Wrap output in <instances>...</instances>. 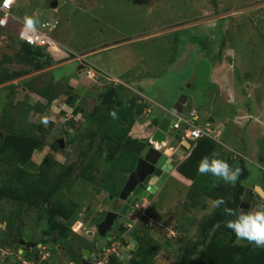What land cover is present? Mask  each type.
I'll return each mask as SVG.
<instances>
[{
    "label": "trees",
    "instance_id": "16d2710c",
    "mask_svg": "<svg viewBox=\"0 0 264 264\" xmlns=\"http://www.w3.org/2000/svg\"><path fill=\"white\" fill-rule=\"evenodd\" d=\"M228 2L222 8L225 12L229 8ZM50 5L54 4L51 2ZM215 8V12L219 13L218 8L216 6ZM231 15L233 14L218 18L230 23L228 28L224 24L221 28L219 27L218 43H215L217 31H213L216 26L211 27L210 23L206 25L210 29L208 31L207 28L200 30L198 27V30L197 27H186L185 22L182 21L178 23L180 28L172 33L176 35L177 44L183 45V49L186 48L185 44H191L190 55L200 56L208 62L218 59L220 62L232 61L231 63L234 64L236 58L231 59L229 55L225 56V46L227 41L233 42L232 32L238 31L240 22H234ZM47 21L52 20L45 19L39 28ZM18 25V22L13 21L5 28L0 27V36L5 35L9 51L3 52L0 57V91L6 90L5 96L9 99V103L4 106L0 115V206L7 202L14 205V209L6 214V217L0 218L2 222H6L5 231L1 228L0 233V238L3 240L1 244L4 245L2 247H7L8 251L14 250L17 238L25 234L24 229H21V226L26 223L24 217L31 211L37 212V220L44 222L45 226L42 229L44 235L32 241L35 244L34 247H30L31 249L24 254L20 253L19 259L12 257L14 253L10 257L9 253L4 260L7 261L10 257L11 264H25L23 261L26 260L47 264L49 252L54 253L50 248L52 239L55 235H59L55 246L62 244V249L55 247L54 251L64 252L70 262L79 261L82 248L88 247L89 244L72 229L81 204L74 199L75 188L78 186L80 192H86V187H90L89 193L94 192L98 195L104 189L108 191V194L117 195L129 173L134 170L141 152L162 119V111L155 109L152 116L149 115L147 121L142 122L141 120L145 117L142 113L150 105V101L142 98V101L138 102L136 96H126L127 88L123 84H110L100 92L98 103L93 110H88V113L82 111L81 101L78 106L79 115L78 111L70 112L73 119L63 125L60 124L61 128L60 125L55 127L57 123L54 118H50L45 124L42 117L38 122H33V127L29 126L32 125L29 117L33 110L46 114L51 112L54 106L62 104L63 109L60 114L66 115L69 113L68 109L75 105L77 94L69 91L67 83L65 86L58 82L53 83V80L48 81L50 83L46 86L39 85L40 82L35 83L42 74L36 73L31 76L32 73L57 63L60 64L72 55L56 56L48 46L29 44L19 37ZM241 69L238 66L234 69L238 73L237 83L244 82L241 79L242 76L255 78L250 68L248 70L245 68L243 71ZM28 75L30 76L26 77ZM17 79H22L23 84L18 86V83H14ZM193 84L196 85L195 82ZM22 88H27L28 91H23ZM17 92L25 97L21 103H14L13 96ZM29 92L38 97L35 103L30 101ZM194 94H197V90ZM15 107L17 110L13 111ZM187 107L189 110L192 109L190 101ZM112 111L117 113L116 119L110 115ZM213 112L214 115L217 113L216 110ZM85 122L89 125L95 123L96 129L88 134L86 141H83L82 127ZM72 131L74 135L71 134ZM61 132H63L61 137L65 139L64 147H61L58 141ZM46 145H50L51 150L55 152L44 155L40 161L34 160L35 153L43 150ZM217 147L218 142L215 139L208 136L199 138L193 143V148L186 158L178 164L172 176L165 182L168 183L171 177L183 182L185 188L177 194L184 195L185 209L192 207L206 211L204 220L195 224L190 222V226L186 229L180 222L173 225L175 230L181 232L179 237L172 238L175 243L183 247L180 256H177L178 251L172 250L150 233L151 228H155L156 231L161 229L157 223L156 206L152 202L144 209V213H141L142 215L129 233L130 238L138 244L137 248L134 251H126L119 246V252L127 258L119 259L117 255H112L111 264H163V262L167 264H264V245L258 246L255 242L246 239L238 242L235 233L225 226L228 220L235 218L236 213L247 214L240 208L245 189L241 182L248 179L251 173L247 161L239 159L242 167L236 184L217 182L216 177L211 173L200 174L197 171L203 158L207 157L209 162L217 159L213 157ZM73 150H75L74 153L71 152ZM62 154L65 161L58 159ZM21 163L22 167H20ZM106 179L111 183L106 185L104 182ZM263 183L260 185L264 189ZM255 195L260 202V209L264 208V198L258 193ZM218 199H223L224 202L217 206L215 202ZM85 204L89 210V202ZM105 214L106 210L95 215L94 220L101 221ZM149 218H154L155 221L151 223ZM125 229L127 230V227L124 222L119 223L115 231L109 233L112 239L108 242L104 241V247H109L114 241L120 239ZM161 231L166 230L161 229ZM9 234L13 235L10 239ZM70 236H72L71 239ZM76 236L81 242L79 247L70 243L74 241V237L77 238ZM165 238H168L167 234ZM39 244L48 250L47 255L43 253L41 247H38ZM122 244H127L124 237ZM104 247L100 246V251ZM15 252L19 253L16 249Z\"/></svg>",
    "mask_w": 264,
    "mask_h": 264
},
{
    "label": "rangeland",
    "instance_id": "374dc122",
    "mask_svg": "<svg viewBox=\"0 0 264 264\" xmlns=\"http://www.w3.org/2000/svg\"><path fill=\"white\" fill-rule=\"evenodd\" d=\"M51 2L54 4L53 6L50 5ZM227 2L229 8L225 12L222 8ZM215 6L220 11L219 13L215 12ZM12 12L18 19L23 21L28 17L37 19L39 23L35 25L36 27H39L45 19L59 20L58 27L49 32V35L57 42L56 46L49 47L51 52L54 51L55 53V50H59L60 53L72 55L71 57L73 58L75 55L86 54L90 50L99 49L94 55L89 56V58L106 68V71L111 76L116 77L120 75L127 80L129 83L126 84L128 87H126L128 89L126 93L127 97L133 91H135V94H138L137 91H140L149 98H154L158 102L162 101L167 106H171L168 109L171 111L174 108L173 94L180 92V87L185 80H190L195 76L194 80L197 86H194L196 87L197 94H191L190 102L192 103V107H201L199 110L200 120L198 122L200 126H204L205 122L212 115L214 116L213 110H216L217 113L221 110V104L218 99L221 94L219 85L223 87L226 84H230L233 81L231 79L232 76H234L237 82L238 73L234 71L236 66L242 68V71L245 68L246 70L250 68L254 76L257 77V80L250 77L246 80L244 76L241 79L244 81V84L246 83V86L252 84V86L248 87V93H253V95L249 96L246 101L249 107L257 109L258 112H252L251 116L242 121V124H235L233 119L226 121L228 127L223 136H218L217 140L218 148L222 147L223 151L227 152L229 150L226 145L227 143H232L238 151H247V154L251 158L247 161V166L251 171L248 180L258 184L263 183L264 90L258 85H264V0H57L56 5L54 0H17ZM230 13L233 14L231 16L234 22H240L238 31L232 32L234 34L233 42L227 41L225 46V56L229 55L231 59L235 57L236 62L234 64L231 63L232 61L228 62L227 60L220 62L218 59L208 62L200 56L190 55L192 47L190 43L185 44L186 48L184 49L183 45L177 44L175 40L176 35L172 31L180 28L178 23L182 21L185 22L184 25L186 27H199L200 30L206 29L208 23L211 24V27L216 26L213 31H217V42L215 43H218L221 25L224 24V26H227L226 28L230 26V23L228 24L225 19L219 20L218 18L228 16ZM207 29L208 31L210 30L209 28ZM3 52H9L5 35L0 36V57ZM62 64L57 63L51 67L32 73L31 76L36 73L42 74L35 82H40L39 85L46 86L50 83L48 81L53 80V83L58 82L60 85L65 86L68 77L77 72V67L79 66L77 60ZM52 68L55 69L49 71ZM80 73L83 74L81 71ZM137 75L142 78L139 77L140 79H137ZM83 78L87 79L84 74ZM21 80H14V83H18L19 86L23 84ZM121 82L125 83L126 81L121 80ZM256 83L257 85H255ZM22 90L28 91L27 88H22ZM77 91L82 96L81 101L83 105L86 106L88 104V110H93L97 105V100L95 98L91 99V96L95 93V89L90 88V83L83 84L80 82ZM217 92H220L219 95H217ZM6 93V90L0 91V115L3 112L4 106L9 103V99L5 96ZM241 93L238 92V95ZM22 95V93H15L13 96L14 103H21L25 98ZM37 98L33 93L29 94V99L32 103H35L38 100ZM223 99L221 98L220 100ZM225 105V109L230 108V104ZM158 108L162 110L160 107ZM52 109L51 112L46 114L37 113L33 110L29 117L32 125L29 126L33 127V122H38L41 117L45 124L50 118H54L57 125H63L68 119H73L70 112L66 115H60L59 106H54ZM16 110L17 107L13 108V111ZM185 110L188 111L189 109L186 107ZM228 111L230 116L233 115L232 111ZM147 115L152 116V109L151 112H149V109L144 112L143 116ZM221 118L224 117L222 116ZM147 119L148 117H143L141 121L145 122ZM216 122H218V119ZM112 123L115 124V122ZM112 123L111 126L113 125ZM95 125V123L89 125L88 122H85L82 127L83 141H86L89 136L88 134L96 129ZM210 129L211 132L215 131L214 135L218 134L216 132L219 130ZM72 133L74 135L73 131ZM62 134L63 132L58 137H61ZM50 147V145H46L43 150L36 152L34 160L40 161L44 155L55 152ZM71 152L74 153L75 150ZM254 152L256 154H253ZM72 157H74L73 154ZM225 158L222 160H225ZM58 159L62 161L66 160L63 154ZM20 167H22V163ZM104 182L105 184L111 183L108 179L104 180ZM182 183L171 177L165 187H162L157 192L155 198L150 201L151 203L154 202L156 206V214H158L157 223L162 230H166L165 232H160L161 229L157 231L155 228L150 229V233L159 239L165 237L166 234L169 238L171 230L175 231L176 236L173 238L176 239L181 232L175 230L173 225L180 222L183 228L186 229L190 226V222L194 224L196 222L199 223L206 216V211L192 207L191 209H185L184 202L186 199H184V195L182 193L177 194L182 188H185V185ZM76 188L74 199L89 202L91 213L88 216L84 210H80L78 218L83 219L85 227L76 233L87 241L88 247H92L94 240L92 241L91 236H87L85 233L87 228H92L89 226V224H92L90 220L93 219V215L109 209V206L112 203L114 204V202L109 195L107 196L105 191H101L98 195V193L94 194V192L89 193L91 191L90 187H86V192H80ZM85 195L86 197L84 198ZM13 209L14 205L9 202L0 206V218L9 214ZM256 210H260L259 207ZM36 213V211L29 212L24 217L25 225L21 226V229H24L25 234L32 241L37 240L40 235H44L42 229L45 223L37 220ZM80 213H83V216ZM129 216L131 218L123 216L121 219H118L119 221L115 223L116 228L119 222H133L132 214ZM150 220L153 221L155 219L150 218ZM72 227L73 230L77 231L80 226L75 223ZM1 228L4 231L6 229V222H2V220H0V233L2 232ZM11 236L13 235L9 234V239ZM127 236L129 238L130 234H127ZM76 237L70 243H73L75 247H79L81 246V242L78 239L79 237ZM2 241L0 238V264H11L12 261L9 258L12 253H14L12 257L18 259L20 258V253L24 254L23 251L16 253L15 248L12 251H8L7 247H2L4 246L1 244ZM61 245L59 244L62 249ZM97 245L104 246V241L99 239ZM41 248L43 253L47 255L48 250H45L43 247ZM51 251L54 253L50 254L46 261L47 264H70L68 256L64 252H60L59 250L54 251V249H51ZM6 255L10 256L7 261L4 260ZM123 258L126 260V255ZM163 264L167 263L163 262Z\"/></svg>",
    "mask_w": 264,
    "mask_h": 264
},
{
    "label": "clouds",
    "instance_id": "9594fccd",
    "mask_svg": "<svg viewBox=\"0 0 264 264\" xmlns=\"http://www.w3.org/2000/svg\"><path fill=\"white\" fill-rule=\"evenodd\" d=\"M54 2H55V0H54ZM56 2H57V0H56ZM10 3H11L10 0H4V7H8L10 5ZM55 20H57V19H55ZM24 23H25V32H34L35 31V25L38 24L39 22L35 18L28 17V18L25 19ZM81 56H84L85 57V60L80 61L79 59H77V57H81ZM73 60L79 61L80 64H81V66H79V70H81V72L86 77L88 76L90 79H92L94 81L96 80L95 82H99L100 76H98V75H106V77L108 79H112V81L116 82V83H114V85L122 84V82H120L119 80L115 79V77L111 76L105 69H103L102 67H100L99 65H97L95 62H93L89 58V56L86 55V54L75 55V56H73ZM89 66H92L93 69H94V72H95V74L92 75V76L88 75V73H87V69L89 68ZM185 81L187 82L188 79L185 80ZM194 82H195V80L193 81V83ZM193 83H192V85H193V89H194L195 86H194ZM193 89H192V93L191 94H193ZM191 94L189 95L186 103H184V105L182 107L183 108L182 111H178V110H176L174 108L171 111H169L168 110L169 108H167V109L164 108L165 111H164L163 117L167 113L171 114L172 127L175 130L176 134H179V136L181 137V140H179V141L178 140H173L172 143H170L167 146V148L170 149L171 151H175L176 149L179 148L181 150V154H182V156L180 157V159L178 161L173 162L174 165H175V168L171 172V174L169 175V177L172 176V174L174 173V171L177 168L178 164L180 162H182L186 158V156L188 155V153L192 150L193 143L194 142H196L199 138L204 137V136L211 137V138L215 139L218 142L217 137L220 136L219 134L214 135L215 131L214 132H211V129H210L211 127H209L210 126L209 123L206 126H200L198 124V122L200 120V111L197 108L192 107L191 110H188V111L185 110V108L188 106V100H190ZM179 95H180V92H179L178 96ZM158 107H160V106H158ZM160 108L162 109V107H160ZM147 109H149V112H151V108H148V107L144 109V112ZM162 111H163V109H162ZM144 112L142 114H144ZM152 113H153V110H152ZM110 115L112 116L113 119H116L117 118V113L115 111L110 112ZM145 117H148V115L145 116ZM180 117L183 118V120H180ZM210 118L213 119V117H210ZM68 120H70V119H68ZM209 122H211L210 119H209ZM176 123H179V127H176L175 126ZM192 124L195 127L191 126ZM196 127L199 128V129H202V130L209 129L208 130V135H203V136H201L199 138H194L192 136V134H191V130L194 129V128H196ZM216 133H218V132H216ZM71 134H72V132H71ZM60 138H63V137H60ZM60 138H58V141L60 140ZM64 146H61V147H64ZM234 152H235V155L232 154L231 155L232 158L230 160H226V159L225 160H222V159H212L211 162H209V159L207 157L203 158L201 160L200 164L198 165V168H197L198 173H200V174L211 173L213 176L216 177V181L217 182L224 181V183L236 184L238 182V180H239V176H240V173H241V167H242V164L239 161V159L242 158V159H245L246 161H249L251 158L246 153L245 154L248 155L249 158L246 155H244V154H239L236 151H234ZM137 162H138V160H137ZM231 162L232 163L233 162H237L238 164H240L241 165L240 169H237V171L234 172V168L230 164ZM238 171H239V173L237 174ZM130 173H129V175H130ZM129 175H128L127 179L125 180L124 184L121 186L120 190H122V187L127 182L128 178H129ZM167 179L160 186V188L158 189V191L162 188V186L165 184V182L167 181ZM244 181L250 182L254 186L258 185V186H260L262 188V186L260 185V183L258 184V183H255V182H251L248 179L242 180L241 183L243 184ZM102 191H105L107 193V196L108 195L109 196L113 195L114 197H116V195H114V194H108V191L107 190H104L103 189ZM158 191H156V194H157ZM119 192H121V191H119ZM252 193H253V200L251 202L250 208L249 209H247V208H241L242 210H244V213H247V214H241V213L240 214H237L236 213L235 214V218L232 219V220H228L225 223V226L227 228L231 229L235 233V236L237 237V241L238 242L240 240H242V239L243 240L246 239L248 241L255 242L258 246H261V245H264V208H261L260 209V205H259L260 202L255 198V197H257L255 195V193H258V191H256L255 188H253L252 189ZM258 194H260V193H258ZM261 196L264 198L263 195H261ZM80 201H82V200H80ZM150 201H152V199L151 200H148L147 198H141V199H139L138 202L136 204H134L133 210L130 213H128L127 215H125L126 218H131L130 216L128 217V215L132 214V220H133V222H130V221L124 222L125 226L127 227V230L125 229V232H123V235L120 237V239H117L114 242H117V241L120 242V245L119 246H121L126 251H134L137 248V246H138V244L136 243V241L134 239H132L130 237L128 238L127 234H129L130 233V230L136 225V223H137L140 215H142L141 213H144V209L147 208L151 204ZM223 202H224L223 199H218V200H216L215 203L218 206L219 204H222ZM85 203L86 202H83V201L81 202V204L79 206L80 209L78 210V214H79L80 210H84L87 213V215L90 216L91 215L90 209L89 210L87 209ZM146 204H148V205H146ZM257 207H259L260 210H256ZM225 211H230V210L229 209H225ZM80 215L83 216V213H80ZM94 216L95 215H93V219L90 220V223L97 222V221L94 220ZM149 221L152 223L155 220L151 221L150 218H149ZM75 223L78 226H80L77 231L74 230L75 232H78L82 228L84 229L85 226H84L83 219L78 218V216H77L74 224ZM89 225H91V224H89ZM72 229H73V227H72ZM89 230L90 231H93L92 229H88L87 228V231L85 232L87 235H89V232H90ZM113 230L114 229H112L109 233L113 232ZM109 233L107 234V236H109L110 237V240H111L112 239V237H111L112 235H109ZM170 234L171 235L169 236V238L161 237L160 241H163L164 242V240H169V241H172L173 243H175L173 241V239H172L173 237L176 236L175 231L174 230H171V233ZM89 236H91V235H89ZM123 237H124L125 241H127V244L126 245H123L122 244ZM132 240H134V242H132ZM176 244H178V243H176ZM119 246H118V248H119ZM97 247H100V246L97 245ZM180 247H182V246H180ZM104 248H106V247H104ZM118 248H117L118 254H114V255H117V257L119 259H121V258L124 259L123 258V254L121 252H119V249ZM182 249H183V247H182ZM101 251H102V248H101ZM101 251L99 249V253ZM98 254L95 256V258L98 256ZM177 254H178V252H177ZM180 254H181V252H180Z\"/></svg>",
    "mask_w": 264,
    "mask_h": 264
},
{
    "label": "water",
    "instance_id": "95a60500",
    "mask_svg": "<svg viewBox=\"0 0 264 264\" xmlns=\"http://www.w3.org/2000/svg\"><path fill=\"white\" fill-rule=\"evenodd\" d=\"M54 3L55 5L57 4L56 0ZM194 78L195 76H193L187 82L184 81L181 85L180 95L174 105V109L182 111L184 103H186L189 95L192 93V83ZM171 121V114L169 113H167L160 120L157 128L150 137L147 146L142 151L135 169L130 173L127 182L122 187L119 196H110L113 202L116 201L117 203H115V205H113V207L107 211L103 220L97 224L96 231H90L89 235L95 238L98 237L103 241H109L110 237L107 236V234L113 229L115 220L117 218H121L122 215L125 216L130 213L133 210L134 204H136L139 199L147 198L148 200H151L154 193L158 191L160 186L169 177L175 168L173 162L178 161L182 156L181 150L179 148L175 151H171L167 148V146L172 143L173 140H181L179 134H176L175 130L173 129ZM59 143L61 146H64L65 139L60 138ZM230 164L234 168V172H236L237 169H240L241 167V165L237 162H231ZM238 173L239 171L237 174ZM243 185L245 186V190L242 196L240 208L249 209L253 200L252 189L255 188L256 191H258V193L263 196L264 190L260 186H254L252 183L247 181H244ZM57 238H59V235L54 236L52 243L50 244L51 249L56 247L55 243ZM26 241L27 238L20 239V242ZM132 242H134V240H132ZM18 243L16 246H18ZM164 243L172 250L178 251L177 256H180L182 247L169 240H164ZM28 244L31 247L35 246L33 242ZM58 248L61 250L60 246H58ZM96 250L97 248L94 249V251ZM88 252L89 250H84V253ZM92 257L90 259H92ZM83 264H90V260L84 261Z\"/></svg>",
    "mask_w": 264,
    "mask_h": 264
},
{
    "label": "crops",
    "instance_id": "0c3cea01",
    "mask_svg": "<svg viewBox=\"0 0 264 264\" xmlns=\"http://www.w3.org/2000/svg\"><path fill=\"white\" fill-rule=\"evenodd\" d=\"M99 49H93V50H90L89 52H87L86 54L88 55V56H91V55H94L95 54V52H97ZM55 55L56 56H63L64 54H62V53H60L59 52V50L58 51H56L55 50ZM73 58L71 57V58H68V59H66L64 62H62L63 64L62 65H64L65 63H70V62H72L73 60H72ZM92 60V59H91ZM77 63H78V66H81V64H80V62L79 61H77ZM97 65H98V63H96ZM59 66H61V65H59ZM100 66V65H99ZM58 67V66H57ZM100 67H102V66H100ZM56 68V67H55ZM54 68V69H55ZM50 71V70H49ZM81 71V70H80ZM80 71H79V67H77V72H74L71 76H69L68 77V80H67V86H68V89H69V91L70 92H74V93H76L77 94V100L75 101V105L74 106H71L69 109H68V111L69 112H76V111H78V115H79V110L81 109L82 111H84L85 113H88V108H89V105L87 104L86 106H84L83 105V109L82 108H80V109H78V106L81 104V98H79V97H82V96H80V92L79 91H77V88H78V86H79V84H80V82L81 83H83V84H87V83H90V88H92V89H95V93H93V95L91 96V99H94L95 98V100H97V103H98V97L100 96V92L107 86V85H110V84H112L113 83V85H114V83H116V82H114V81H112V79H108L107 77H106V75H98V76H100V79H99V82H95V81H93V80H91L88 76H87V79H85V78H83V74H81L80 73ZM226 73V72H225ZM230 76V75H229ZM137 79H140V78H142L141 76H139V75H137ZM140 77V78H139ZM231 77V76H230ZM246 78V77H245ZM90 79V80H89ZM115 79H117V80H119L120 82H121V80H125L126 82L124 83V82H122V84L125 86V87H127V80L126 79H124V78H122L120 75H117L116 77H115ZM137 79H135V80H137ZM231 79L233 80L230 84H226V85H224L223 87L221 86V85H219V87H220V92H221V94L219 95V93L220 92H217V95H219V97H218V99H219V101H220V104H221V110L220 111H218V113H216L215 115H214V117H213V119L212 118H210V121H212V122H209V120L207 121V122H205V125L204 126H206L208 123L210 124V127L211 128H214V129H216V130H219L218 131V134L219 135H222L223 136V134H224V132H225V130H226V128L228 127V123L226 122V121H231V119H233V122H235V124L236 123H240V124H242V121L245 119V118H247V117H249V116H251V113L252 112H258L257 111V109H254V108H252L251 106L249 107L248 106V104H247V101H246V99L250 96H252L253 95V93H248L249 91V86L247 87L246 86V83L244 84V82L243 83H237L236 81H235V78H234V76H232L231 77ZM88 80V81H87ZM246 80H248V78H246ZM254 80H257V77H255L254 78ZM213 82V81H212ZM214 83V82H213ZM129 84V83H128ZM255 85H257V83L255 84ZM89 86V85H88ZM258 86H260L263 90H264V85H258ZM128 88V87H127ZM130 88V87H129ZM195 89V88H194ZM193 89V90H194ZM128 90V89H127ZM138 92V94H135V91H133V92H131V94H130V96H136L137 98H138V102H141L142 101V98H147L149 101H150V105L149 106H147L148 108H151L152 110H153V112H154V110L156 109V111L157 110H159L160 112L162 111V110H160L159 108H157L158 106H160V107H162V109H163V111L161 112L162 114L161 115H163L164 114V111H165V109L164 108H171V106H167L166 104H164L162 101L161 102H158V101H156V99H154V98H149L147 95H145V94H142L140 91H137ZM238 92H242L240 95H238ZM126 93H127V91H126ZM195 93V90L193 91V94ZM248 93V94H247ZM79 94V95H78ZM178 92L175 94V96H174V101H173V105L175 104V102L177 101V97H178ZM221 98H224L223 100H220ZM191 99V98H190ZM216 99V98H215ZM189 101L190 100H188V103H189ZM87 102H89V101H87ZM83 104V103H82ZM225 104H230L229 106H230V108H228V109H225V107H226V105ZM250 105V104H249ZM57 106H59L60 107V111H59V113H61V111H62V109H63V105L62 104H59V105H57ZM65 106V105H64ZM88 106V107H87ZM65 108H67V107H65ZM197 109L198 110H200L201 109V107H197ZM228 110H230V111H232L233 112V115H231L230 116V114H229V111ZM83 112V113H84ZM166 113V112H165ZM61 115V114H60ZM224 117V118H221V117ZM227 117V119L225 120V118ZM217 119H218V122H216L217 121ZM240 121V122H239ZM250 125V124H249ZM55 127H59V125H57L56 124V126ZM250 127H252V125H250ZM56 129H58V128H56ZM232 129H234V128H232ZM231 142H232V140H230ZM220 142H222V141H220ZM225 143V142H224ZM226 144V143H225ZM227 145V147L229 148V152L227 151H223L222 150V147H217L216 148V150H215V155L213 156V157H215V158H217V159H224L225 157V159L226 160H228L230 157H231V155L233 154V155H235V152L234 151H236L237 153H239V154H244V155H246L247 154V151H244V150H241V151H238V150H236V148L232 145V143H227L226 144ZM222 153V152H224V153H226V154H228L227 156H226V154H224V153H220V152ZM246 153V154H245ZM253 154H256V152H254ZM229 156V157H228ZM247 157H248V155H246ZM249 158V157H248ZM166 184V183H165ZM164 184V185H165ZM163 185V186H164ZM162 186V187H163ZM89 229V228H88Z\"/></svg>",
    "mask_w": 264,
    "mask_h": 264
},
{
    "label": "built area",
    "instance_id": "2783aa9c",
    "mask_svg": "<svg viewBox=\"0 0 264 264\" xmlns=\"http://www.w3.org/2000/svg\"><path fill=\"white\" fill-rule=\"evenodd\" d=\"M16 1L17 0H10V5L8 7H4V0H0V27L5 28L11 22L16 21L19 23V37L22 40L28 42L31 45L54 47L57 43L55 39L49 35V32L57 27L59 21H47L42 23L41 28L35 27L34 32H25V23L18 19L12 12ZM79 60H85V57L81 56L79 57ZM87 73L90 76L95 74L92 66H89ZM180 120H183V118L180 117ZM175 126L179 127V123H176ZM191 126L195 127L193 124ZM208 130L209 129L202 130L196 127L191 130V134L194 138H199L203 135H208ZM119 245L120 242L117 241L114 242L112 246L104 248L93 260L92 264H111V256L118 254L117 248ZM23 262L25 264H40L39 262H34L32 260H26Z\"/></svg>",
    "mask_w": 264,
    "mask_h": 264
},
{
    "label": "flooded vegetation",
    "instance_id": "af4514ba",
    "mask_svg": "<svg viewBox=\"0 0 264 264\" xmlns=\"http://www.w3.org/2000/svg\"><path fill=\"white\" fill-rule=\"evenodd\" d=\"M121 191V190H120ZM120 193V192H119ZM119 193L116 195V197L119 195ZM155 196H156V193H154V195H153V197H152V199L153 198H155ZM115 203H117V202H115L114 201V204L112 203L111 204V206H109V209H107L106 210V212L108 211V210H110L111 208H112V205H115ZM123 217V215L121 216V218ZM121 218H117L116 220H115V222H114V225H113V229L115 230L116 229V225H115V223H116V221H119L118 219H121ZM97 223L98 222H94V223H92L91 225H89L90 227H92L91 229L93 230V231H96V226H97ZM119 223H121V222H119ZM119 223L117 224V225H119ZM118 227V226H117ZM113 230V231H114ZM90 231V230H89ZM88 236V235H87ZM23 238H27V241L26 242H20V239H23ZM54 238V237H53ZM70 239L72 238V236H70L69 237ZM58 239V238H57ZM91 239H92V241L94 242V245L92 244V247H85V248H82V251H81V258L79 259V261H73V262H69L70 264H74V263H78V264H83L84 263V261H87V260H90V264L92 263V261L94 260V258H95V256L99 253V249H100V247H97V243H98V240H99V238L98 237H93V236H91ZM53 240V239H52ZM90 241V240H89ZM96 241V242H95ZM19 242V243H18ZM57 242V241H56ZM18 243V246H16V244ZM28 243H32V240L30 239V237L27 235V234H22V235H20L18 238H17V240H16V242L14 243V247L13 248H15V246H16V250L17 251H19V252H24L25 253V251H29L31 248V246H29V244ZM59 246V245H58ZM58 246H56V247H58ZM38 247L40 248L41 246H40V244L38 245ZM97 248V250L96 251H94V249H96ZM89 250V252L88 253H84V250ZM95 253H94V252ZM40 252H42V251H40ZM94 253V254H93ZM9 254V253H8ZM50 254H52V253H50L49 252V255ZM92 254H93V257H92ZM92 257V259H90Z\"/></svg>",
    "mask_w": 264,
    "mask_h": 264
}]
</instances>
